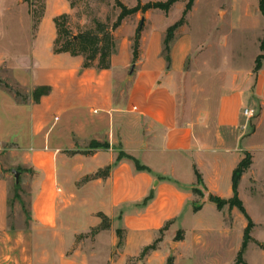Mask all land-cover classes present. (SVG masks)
I'll return each instance as SVG.
<instances>
[{
    "label": "crops",
    "instance_id": "0c3cea01",
    "mask_svg": "<svg viewBox=\"0 0 264 264\" xmlns=\"http://www.w3.org/2000/svg\"><path fill=\"white\" fill-rule=\"evenodd\" d=\"M19 2L29 16L30 40L17 60L29 63L19 66L24 80H8L3 74L12 72L8 55L0 53V144H14L10 156L38 178L30 224L18 226L10 221L8 183L0 172V264H42L31 224L59 231L72 222L66 217L70 202L92 213L87 227L100 225L103 215L109 228L95 232L87 259L78 248L56 264H233L247 219L237 207L218 208L208 197L233 196L232 173L246 154L250 164L238 180L237 196L252 227L242 259L253 264L248 254L254 253L264 264V60L257 70L237 55L217 60L221 70L215 76L222 83L193 107L197 113H185L188 106L176 92L178 76L198 45L192 44L189 25L181 26L166 62L163 40L175 22H166L175 3L166 13L159 10L151 26L149 11L124 18L116 30L133 16L141 24L146 20L136 60L132 26L118 39L109 67L97 69L84 68L80 55L53 51V18L68 13V4L59 9L54 0H44L33 29L27 3ZM194 61L212 60L202 51ZM10 82L25 89L22 100L4 86L11 89ZM41 88L45 93L35 99L33 90ZM245 108L254 115L245 116ZM133 159L144 169H136Z\"/></svg>",
    "mask_w": 264,
    "mask_h": 264
},
{
    "label": "rangeland",
    "instance_id": "374dc122",
    "mask_svg": "<svg viewBox=\"0 0 264 264\" xmlns=\"http://www.w3.org/2000/svg\"><path fill=\"white\" fill-rule=\"evenodd\" d=\"M33 1L36 2L34 8L43 2V0ZM157 1L165 0H140L142 4ZM186 1L175 3L166 22L175 21L173 23L175 24L179 21ZM70 2L74 6L73 8L69 7L67 13L68 27L74 35L87 29H93L96 21L102 23L105 29L109 28L119 12L114 0H54L53 3L62 9L67 7ZM121 2L132 7L136 5L137 1L121 0ZM148 11V24L151 26L156 21L153 16H160L161 12L159 9ZM189 12L191 13L187 14L184 22L173 30L170 44L179 35V28L188 24L192 44L198 46L194 49L192 56L188 58L184 72L178 76L176 92L179 101L185 102V105L188 106L184 112L193 114L199 111L193 110V107L200 104L203 97L209 96L222 83L220 78L215 76L217 71L221 70V63H216L217 60L237 55L243 65H247L250 61L254 63L253 58L260 53L259 41L264 35V17L258 10L257 0H194ZM141 14V17H145L144 13ZM144 20L145 18H143L142 27ZM140 21L136 16H133L125 20L121 28L118 30L116 28L112 32L116 43L120 37L126 36L130 27L133 26L135 32ZM134 32L130 38L132 43ZM166 33L167 31L165 36ZM29 40L30 22L26 6L21 4L19 0H0V53L8 55L7 64L11 67L12 72L3 73L7 74L8 80L15 78L19 81L17 76L20 77V80H24L23 68L21 69L19 66L27 65L28 68L29 62L23 59L17 60V56L24 55L23 53L28 50ZM218 43L222 47H219ZM202 51L205 52L206 58H211L214 62H195V57H199ZM44 63L45 60L41 58L40 65ZM94 63L97 64V59ZM206 63L209 64V67L206 66ZM0 71L2 72L3 69ZM10 86L11 90L18 91L19 100L26 96L25 89L19 88L13 82H10ZM41 89L33 90L34 98L37 97ZM185 113L182 111L179 116L183 118ZM14 146L12 143L0 144V172L6 176L8 183L11 223L18 226H28L30 224V204L35 192L33 185L38 175L36 171L25 168L20 158L10 156V151ZM12 169L20 172L17 184H15L14 176L11 173ZM99 174L102 175V172ZM88 178L89 176H86L82 181L88 180ZM61 180L62 176L59 174V183L62 185ZM91 215L92 213L85 207L70 202L66 217H71L72 222L66 221L64 228H60L61 230L58 231L55 227L42 228L38 223L31 224L37 261L42 264H56L62 254L66 259L70 258L78 248L81 249L87 259L89 248L95 247L94 234L96 229L102 223H108V218H105L95 228L87 227L86 224L91 222L89 218ZM105 245V243H100V246ZM101 253L102 259H104L103 250ZM248 259L253 264L263 263L262 259L254 253H249Z\"/></svg>",
    "mask_w": 264,
    "mask_h": 264
},
{
    "label": "trees",
    "instance_id": "16d2710c",
    "mask_svg": "<svg viewBox=\"0 0 264 264\" xmlns=\"http://www.w3.org/2000/svg\"><path fill=\"white\" fill-rule=\"evenodd\" d=\"M28 5V11L30 15L32 16L33 21V29H35L40 21V19L43 16L44 11V0L42 3H39V6L34 8L33 6H36V2L32 0H23ZM136 5L132 7H128L125 4L121 2V0H114L115 6L119 9V12L115 18V21L111 24V26L107 29L103 26L102 23L99 21H96L95 27L93 29H87L85 31H82L78 34H73L69 27H68V14L62 13L53 18L54 27L56 29V37L53 42V51L54 53H62L66 52L69 53L72 56L80 55L83 57V67H95L97 69H106L109 67V60L110 56L116 51V41L113 36V31L118 28L124 18L133 15L137 12L145 13L146 11L150 9H159L163 12H168L169 9L172 7V5L178 1L183 0H165V1H157V2H147L145 4H142L140 0H136ZM194 0H187L185 3V6L182 10L181 17L179 21L173 25H171L167 29L166 36L163 40V49L162 52L164 53V58L167 63L170 62L169 58V50H170V42L172 38V32L173 30L182 24L185 20V17L189 13V11L192 8ZM258 10L260 14L264 17V0H257ZM73 3H69V7L73 8ZM142 28V24L140 22L139 26L135 29L134 37H133V43H132V59L133 62L136 60L138 56V46H139V37H140V31ZM259 50L260 53L255 57L254 60V70L259 69L261 65V61L264 60V35L259 41ZM97 59V64L94 63ZM4 86L11 90L8 85L4 84ZM46 89H41V91L38 93L37 97L41 94H44ZM16 95H18L17 92H15ZM122 156L121 153L118 155L117 160H119ZM130 158V157H129ZM136 169L143 170L144 167L139 165V163L133 159ZM250 164V156L246 154L244 158L239 162V164L236 166V168L233 170L232 173V191L233 196L229 200H223L218 197L209 196V200L214 202L218 208H221L223 205L228 204L230 207L235 206L237 207L242 214L247 219V226L244 229L243 233V239L242 244L239 249V251L236 254V258L233 264H245L242 259V254L244 249L246 248L247 243L250 240L249 232L252 227V221L246 214L244 207L242 206L241 202L238 199L237 196V184L238 180L241 176V174L248 168ZM106 171V170H105ZM99 176V174H98ZM197 179L199 180V176L196 173ZM17 186V185H16ZM194 191L198 192V189L195 188ZM198 206H194V210H197ZM101 221H103L106 217L103 215H100ZM109 224H101L98 230H104L108 229ZM180 235H176V239H179ZM160 239H156V241L147 247L144 248L142 251V255L146 254L149 250H152L155 248L156 243ZM168 264H170V261H168Z\"/></svg>",
    "mask_w": 264,
    "mask_h": 264
},
{
    "label": "water",
    "instance_id": "95a60500",
    "mask_svg": "<svg viewBox=\"0 0 264 264\" xmlns=\"http://www.w3.org/2000/svg\"><path fill=\"white\" fill-rule=\"evenodd\" d=\"M133 67H134V66H132V67L130 68V72H132ZM11 173H12L13 176H14L15 184H17V183H18V179H19L20 172H19L18 170H16V169H12V170H11Z\"/></svg>",
    "mask_w": 264,
    "mask_h": 264
},
{
    "label": "built area",
    "instance_id": "2783aa9c",
    "mask_svg": "<svg viewBox=\"0 0 264 264\" xmlns=\"http://www.w3.org/2000/svg\"><path fill=\"white\" fill-rule=\"evenodd\" d=\"M243 114H244L245 116H247V117H251V116L254 115V111H253L252 109H250V108H245V109L243 110Z\"/></svg>",
    "mask_w": 264,
    "mask_h": 264
}]
</instances>
